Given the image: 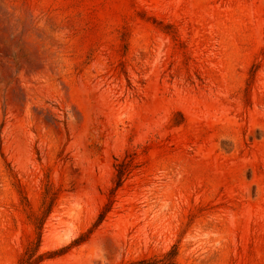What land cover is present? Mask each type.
I'll return each mask as SVG.
<instances>
[{"label":"rangeland","instance_id":"rangeland-1","mask_svg":"<svg viewBox=\"0 0 264 264\" xmlns=\"http://www.w3.org/2000/svg\"><path fill=\"white\" fill-rule=\"evenodd\" d=\"M48 184L40 264H264V0H0V264Z\"/></svg>","mask_w":264,"mask_h":264},{"label":"trees","instance_id":"trees-1","mask_svg":"<svg viewBox=\"0 0 264 264\" xmlns=\"http://www.w3.org/2000/svg\"><path fill=\"white\" fill-rule=\"evenodd\" d=\"M118 162V161H117ZM129 164L123 163L121 165H116V172H117V188L121 187L124 176L128 173ZM20 194L22 195L23 192L20 190ZM23 202L25 205H29V201L26 196L23 195ZM57 200V191L51 184L46 185L45 191L43 194V202L41 209L39 211H31L29 215V219L32 225L35 228L36 232V239L31 240L25 251L23 256L21 257L19 264H40L45 259H51L57 256L59 253H39L40 247L42 244V232L44 225L53 211L55 202ZM108 209L104 210L100 213L99 222H101L105 215L107 214ZM177 256L176 250L168 253L163 259H140L136 261L127 262L124 264H177L175 262V258Z\"/></svg>","mask_w":264,"mask_h":264}]
</instances>
